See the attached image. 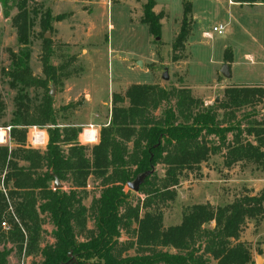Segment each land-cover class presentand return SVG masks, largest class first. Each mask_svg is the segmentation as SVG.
Wrapping results in <instances>:
<instances>
[{
	"label": "trees",
	"instance_id": "trees-1",
	"mask_svg": "<svg viewBox=\"0 0 264 264\" xmlns=\"http://www.w3.org/2000/svg\"><path fill=\"white\" fill-rule=\"evenodd\" d=\"M12 2L16 13L11 22L21 49L10 53L7 73L9 86L17 93L7 125L14 147L0 145V244L10 243L19 253L37 251L36 264L67 261L68 253L79 264H255L250 249L239 239L247 220L264 216V189L223 205L192 204L178 224L167 227L161 206L174 200L186 172L199 171L201 163L223 148L226 167L238 162L264 166V119H253L243 127L231 120L237 110L264 100V85L226 86L223 99L210 106L186 86L130 84L122 93L111 94L109 121L98 129L97 142L81 144V128L57 123L53 99L45 90L40 96L27 94L26 89H46L47 82L31 74L29 52L24 49L30 44L36 9L27 0ZM232 2L264 4V0ZM154 6V0L145 1L140 22L159 37L164 16ZM51 21L48 13L38 19L42 29L49 28ZM191 24V5L185 0L174 52L184 48ZM43 42L47 52L48 41ZM231 59L226 48L223 62L229 64ZM42 70L57 82L52 65L43 63ZM4 110L0 95V117ZM29 126L46 128L42 151L25 146ZM157 165L163 167V174L154 170L137 192L143 198L132 204L127 182ZM90 177L100 191L85 206L83 194ZM54 178L68 183L69 189H54ZM43 217L53 226L54 241L40 247ZM2 223H8L7 232ZM122 231H131V239L120 242ZM129 249L134 254H127ZM10 251L5 247L0 251V264H8Z\"/></svg>",
	"mask_w": 264,
	"mask_h": 264
},
{
	"label": "rangeland",
	"instance_id": "rangeland-1",
	"mask_svg": "<svg viewBox=\"0 0 264 264\" xmlns=\"http://www.w3.org/2000/svg\"><path fill=\"white\" fill-rule=\"evenodd\" d=\"M12 1L6 0L3 4L0 0V95L5 105L0 128L9 124L14 109L13 98L17 93V89L9 86L7 75L10 53L17 54L21 49L11 22L16 13ZM145 1L27 0L28 6L36 9V18L30 44L24 49L29 52L31 74L38 79L47 78V82L46 89L30 88L26 91L30 97H35L45 90L52 97L58 124H74L79 128L93 124L99 129L109 120L111 94L122 93L130 84L186 86L194 97L210 106L223 99L226 86L264 85V4L190 0L191 31L184 48L174 52L172 43L179 29L185 0H154V11H161L164 16L158 40L140 22ZM46 13L52 21L49 28L42 29L38 19ZM219 24L224 27L220 35L212 31V27ZM204 32L211 33V37H204ZM45 40L48 41L47 52L43 50ZM226 48L234 53L229 77L220 73ZM246 53L253 55L254 61L245 58ZM174 56L178 60H174ZM43 63L54 67L56 83L43 73ZM165 68L167 80L162 79ZM222 113L223 110L219 109L220 118ZM253 119H264V100L237 110L231 120L233 123L239 121L243 127ZM242 138L253 141L246 135ZM227 140H231L230 133ZM213 142L216 144V139L213 138ZM7 144L14 147L10 138ZM224 151L223 148L211 155L201 163L199 171L186 172L181 177L174 200L161 206L164 227L178 224L185 208L192 204L223 205L242 194H258L264 189V166L238 162L226 167ZM154 170L160 176L163 174L160 165ZM51 184L53 187V182ZM61 185V189H69L68 183ZM125 189L130 193L132 204L143 198L127 187ZM99 191V185L90 177L84 190L83 204L89 206ZM42 220L40 247L54 241L51 222L46 217ZM92 225L88 219L87 227ZM1 228L7 232L8 223L2 224ZM131 237V231H122L120 242ZM239 240L248 246L255 264H263L264 216L258 221L247 220ZM4 247L11 249L8 264H36L40 261L37 251L19 253L10 243L0 244V251ZM127 254H134V250L129 249ZM259 257L262 261L258 262Z\"/></svg>",
	"mask_w": 264,
	"mask_h": 264
},
{
	"label": "built area",
	"instance_id": "built-area-1",
	"mask_svg": "<svg viewBox=\"0 0 264 264\" xmlns=\"http://www.w3.org/2000/svg\"><path fill=\"white\" fill-rule=\"evenodd\" d=\"M212 31L220 35L224 31V27L221 24L215 25L212 27ZM203 36L211 37V33L204 32ZM9 131H10V126L0 128V145L7 143V140L9 139L8 137ZM45 133L46 132L44 128H40L38 126L27 127L25 146L37 150L44 149L47 144V135ZM78 136L80 138V141L85 144L92 145L96 143L98 138L97 126H94L93 124H86L81 128V132L79 133Z\"/></svg>",
	"mask_w": 264,
	"mask_h": 264
},
{
	"label": "water",
	"instance_id": "water-1",
	"mask_svg": "<svg viewBox=\"0 0 264 264\" xmlns=\"http://www.w3.org/2000/svg\"><path fill=\"white\" fill-rule=\"evenodd\" d=\"M187 1H190V0H187ZM46 37H48V34L46 35ZM155 39L158 40L159 37H155ZM220 73L224 77H229L230 76L228 65L226 63H224L222 65V67L220 69ZM162 79L163 80H167L168 79V74H167L166 68L163 71ZM50 94H52V91H50ZM153 172H154V167H151L150 169L145 170L142 173L137 174L133 180L127 182L126 187L129 190L133 191L134 193H137L139 191L140 186L143 184L144 180L147 177H149ZM61 187H62L61 182L57 178H54V180H53V188L54 189H60ZM67 256H68V260L67 261L60 262V263H57V264H79L77 262L76 258L71 255V253H68ZM259 261H262V259L260 257L258 258V262Z\"/></svg>",
	"mask_w": 264,
	"mask_h": 264
},
{
	"label": "crops",
	"instance_id": "crops-1",
	"mask_svg": "<svg viewBox=\"0 0 264 264\" xmlns=\"http://www.w3.org/2000/svg\"><path fill=\"white\" fill-rule=\"evenodd\" d=\"M233 3H235V2H233ZM235 4H238V3H235ZM190 5H191V3H190ZM191 11H192V5H191ZM192 13V12H191ZM191 16H192V14H191ZM215 26V25H214ZM231 56H232V59H231V62L229 63V64H227L228 65V69H229V72H230V70H231V64H233L234 63V53L232 52V50H231ZM244 57L245 58H247L248 60H250V61H254V57H253V55H251V54H248V53H246V54H244ZM230 75H231V72H230ZM264 83V82H263ZM109 121V120H108ZM107 124V123H106ZM104 125V124H103ZM98 127V126H97ZM100 128V127H99ZM97 131H98V129H97ZM78 140L80 141V138H79V136H78ZM80 143L81 144H85V143H83V142H81L80 141ZM87 145H91V144H87Z\"/></svg>",
	"mask_w": 264,
	"mask_h": 264
}]
</instances>
